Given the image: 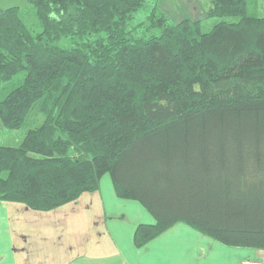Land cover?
Returning <instances> with one entry per match:
<instances>
[{"label":"trees","instance_id":"16d2710c","mask_svg":"<svg viewBox=\"0 0 264 264\" xmlns=\"http://www.w3.org/2000/svg\"><path fill=\"white\" fill-rule=\"evenodd\" d=\"M264 0H210L172 24L147 0H26L0 10V124L39 125L0 146V202L49 212L111 177L155 219L142 247L185 224L264 250ZM237 19L228 23L224 19ZM144 26V27H142ZM151 32L138 36L139 29ZM156 32V34H153Z\"/></svg>","mask_w":264,"mask_h":264},{"label":"crops","instance_id":"0c3cea01","mask_svg":"<svg viewBox=\"0 0 264 264\" xmlns=\"http://www.w3.org/2000/svg\"><path fill=\"white\" fill-rule=\"evenodd\" d=\"M154 223L105 175L97 191L49 212L0 202V264H264V250L225 247L181 223L136 247V226Z\"/></svg>","mask_w":264,"mask_h":264},{"label":"rangeland","instance_id":"374dc122","mask_svg":"<svg viewBox=\"0 0 264 264\" xmlns=\"http://www.w3.org/2000/svg\"><path fill=\"white\" fill-rule=\"evenodd\" d=\"M6 2V3H1ZM147 5L145 9L138 12L133 19V25L136 26L141 22H145L148 16L149 10L153 7L152 5H157V8L163 12L172 24H177L185 19L191 21H201L200 30L201 33L208 32L215 24L220 22L217 19H207L206 13L210 9V0H147ZM16 7L21 11L28 12L30 9L26 0H12L8 3L7 0H0V10ZM249 13L251 16H256L257 18H264V10H262V5L259 1H255L252 7L249 8ZM225 22L234 23L237 19H224ZM146 23H144V26ZM142 26V27H144ZM151 32H145L144 28L139 29L138 36H149ZM153 34H156L154 32ZM40 115L38 114V109L33 108L25 120L24 125L19 130H8L5 129L0 124V146L15 147L20 144L25 133L36 126L39 125ZM105 176H109L105 174Z\"/></svg>","mask_w":264,"mask_h":264},{"label":"built area","instance_id":"2783aa9c","mask_svg":"<svg viewBox=\"0 0 264 264\" xmlns=\"http://www.w3.org/2000/svg\"><path fill=\"white\" fill-rule=\"evenodd\" d=\"M243 264H260L257 261H245Z\"/></svg>","mask_w":264,"mask_h":264}]
</instances>
